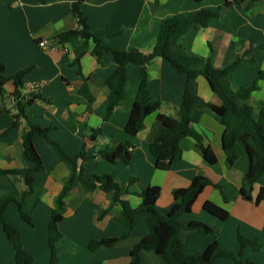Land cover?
Returning a JSON list of instances; mask_svg holds the SVG:
<instances>
[{
	"label": "crops",
	"instance_id": "1",
	"mask_svg": "<svg viewBox=\"0 0 264 264\" xmlns=\"http://www.w3.org/2000/svg\"><path fill=\"white\" fill-rule=\"evenodd\" d=\"M73 2L75 0H0L3 76L25 71L19 87L22 91L30 83L43 81L37 97L26 109L29 120L47 129L48 137L67 155L81 151L93 155L89 160L78 161L84 175L110 174L125 191L121 199L134 208L141 202L138 193L148 186H156L160 188L156 208L167 214L174 204V189L188 187L198 174L208 178L211 183L195 200L191 212L183 215V222L206 224L212 228V233L184 230L180 235L184 251L197 254L212 243H218L233 252L241 263L264 264V197L256 202L264 188V175L253 185L251 200L244 199L241 186L249 166L248 157L238 142L234 164H226L222 149L224 127L206 106H220L222 100L204 76L192 79L188 86L199 98L201 110V117L193 128L202 136L204 146L214 153L217 159L214 164L208 163L196 149L194 138L185 137L180 142L179 159L167 170L155 166L148 145L160 127L157 117L159 114L177 117L187 83L186 76L161 57L153 58L145 68L147 91L152 100L159 102V108L143 119L136 135H129L125 126L131 98L141 79L139 66L128 64L125 67V90L129 98L115 106L105 118L109 83L118 75V66L109 50L151 52L163 19L174 14H194L202 9H212L218 15L206 26H191L181 37L180 45L188 55L208 61L215 69L225 68L241 58V64L231 74L230 87L238 90L256 84L248 103L258 115L264 107V76L259 78V74H264V0H242L240 3L234 0H81L79 9L90 34L99 43L93 37H75L56 49L40 47V40L54 43L57 35L80 28L71 11ZM97 49H100L98 54L95 53ZM83 86L92 97L91 101L81 94ZM14 89L13 81L9 80L0 93V107L5 109L0 113V199L14 195L24 200L31 223L22 219L15 202L7 206L5 220L19 232L23 249L33 257L32 264H49L48 225L55 197L63 189L70 170L47 142L35 135L32 141L43 167L32 174V191L29 192L24 174L4 172L32 165L22 145L28 121L24 117H14ZM93 129L100 132L94 138L91 137ZM124 142L131 144L128 163H111L97 154L99 149ZM207 201L225 209L227 218L221 221L206 212L203 204ZM112 202L113 192L99 188L86 191L78 181L74 182L65 197L64 218L57 224L61 233L56 243L57 264H129L131 248L149 232L145 216L135 219L127 238L95 250L88 247L92 241L122 235L121 205ZM239 234L259 239L260 249L254 251L250 245L241 246ZM140 256L141 264H166L151 251H142ZM0 264H17L15 250L1 224ZM213 264L237 263L218 258Z\"/></svg>",
	"mask_w": 264,
	"mask_h": 264
},
{
	"label": "trees",
	"instance_id": "2",
	"mask_svg": "<svg viewBox=\"0 0 264 264\" xmlns=\"http://www.w3.org/2000/svg\"><path fill=\"white\" fill-rule=\"evenodd\" d=\"M80 1L75 0L71 7V11L77 19L80 28L70 29L57 35L55 40L59 44H64L75 37H93L89 32L85 17L79 9ZM234 1L240 3L242 0ZM249 1L254 2L257 0ZM217 15V11L202 9L194 14H174L163 19L155 45L152 51L148 53H143L138 49L124 51L109 50L112 52L113 59L118 66V75L115 81L113 80L109 83L105 118L107 119L111 115L115 106L125 102L129 98L125 90V67L128 64L139 66L141 68V79L136 93L131 98L129 117L125 126V130L129 135H136L143 119L159 108V102L152 100L147 91L145 68L153 58L161 57L175 70L184 74L187 83L181 97L177 117L173 118L161 114L157 117L160 127L154 139L148 145L149 151L155 159V166L157 169L167 170L173 161L179 159L182 152L180 142L185 137L194 138L196 149L208 163L214 164L217 160L214 153L209 147L204 146L202 136L193 128V124L197 123L201 117V110L199 109V98L190 91L188 86L192 79L199 75L204 76L211 89L222 100L220 106L213 104H206V106L218 117L219 122L224 127L222 149L226 164H234L237 156L238 142L243 145L248 157L249 166L241 186V194L244 199L251 200L250 194L253 185L264 175V107L258 115H255L253 108L248 103L251 92L257 86L254 84L249 87H240L238 90L231 89V74L241 64V58L236 59L225 68L215 69L211 67L208 61L188 55L180 45L181 37L191 26H206L208 21ZM93 39L96 43H99L96 37H93ZM99 50H95V53L98 54ZM24 72L21 71L10 77H5L3 76L4 65L0 61V93H2L3 84L12 80L15 85L12 94L16 109L14 117L16 119L24 117L28 121L27 130L22 134V145L25 157L32 163L28 168L4 172L24 174L29 192L32 191V174L43 167L41 159L33 145L32 138L35 135L44 139L60 161L65 163L70 170L63 189L55 197L52 217L48 225L49 248L51 251L49 264L58 263L56 243L61 237V233L57 228V224L64 218L65 197L72 189L75 181H78L86 191H93L99 188L105 192H113L112 203H119L121 205L119 217L124 224L122 235L118 238L92 241L88 245L90 250H95L99 246H112L117 241L127 238L131 233L135 219L145 216L149 232L139 243L131 248L129 264H141L140 254L142 251L154 252L166 264H213L218 258H228L237 264H247L239 262L233 252L223 249L218 243H212L205 251L197 254H188L184 251L183 241L180 237L181 232L184 230L195 229L201 234L212 233V228L206 224L183 222V215L191 212L195 200L201 194L204 187L211 183L208 178L198 174L188 187L174 189L172 192L174 204L167 214L160 213L156 208V202L160 194V188L156 186H148L138 193L141 199L140 205L135 208L132 207L126 200L121 199L125 191L120 188L110 174L84 175L83 168L80 164L78 165V161L84 162L91 159L93 155H89L84 151L78 152L73 156L67 155L57 142L48 137L47 129H42L29 120L26 109L37 97L38 89L25 93L19 88ZM262 76L264 74H259V78ZM81 94L87 100H92V97L84 90V86ZM240 100L246 102L239 105L238 102ZM4 110L3 107H0V113ZM91 132L92 138L100 134L97 129H93ZM97 154L111 163L117 161L128 163L131 159V144L129 142L119 143L115 147L99 149ZM263 197L264 188L261 189L256 202L263 199ZM12 202L18 205L22 219L27 223H31V216L26 211L24 200H18L14 195H7L0 199V224L3 226L8 240L13 245L17 264H32L33 257L23 249L19 232L5 220V210ZM203 209L221 221L225 220L228 215L225 209L208 201L203 204ZM238 240L241 246L250 245L254 251L259 250L261 247L257 238L251 239L239 234Z\"/></svg>",
	"mask_w": 264,
	"mask_h": 264
},
{
	"label": "built area",
	"instance_id": "3",
	"mask_svg": "<svg viewBox=\"0 0 264 264\" xmlns=\"http://www.w3.org/2000/svg\"><path fill=\"white\" fill-rule=\"evenodd\" d=\"M38 45L44 49H56L59 46L58 42H49L46 40H40L38 41ZM43 82V81H41ZM41 82H36V83H30L28 88L25 89V93H30L32 91H35L38 89V87L40 86Z\"/></svg>",
	"mask_w": 264,
	"mask_h": 264
}]
</instances>
